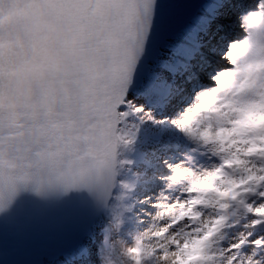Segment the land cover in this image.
I'll return each instance as SVG.
<instances>
[{
    "label": "snow or ice",
    "instance_id": "obj_1",
    "mask_svg": "<svg viewBox=\"0 0 264 264\" xmlns=\"http://www.w3.org/2000/svg\"><path fill=\"white\" fill-rule=\"evenodd\" d=\"M0 264H264V0H0Z\"/></svg>",
    "mask_w": 264,
    "mask_h": 264
},
{
    "label": "water",
    "instance_id": "obj_2",
    "mask_svg": "<svg viewBox=\"0 0 264 264\" xmlns=\"http://www.w3.org/2000/svg\"><path fill=\"white\" fill-rule=\"evenodd\" d=\"M27 259H29V257H28V256H26V255H24V256H21V260H27Z\"/></svg>",
    "mask_w": 264,
    "mask_h": 264
}]
</instances>
